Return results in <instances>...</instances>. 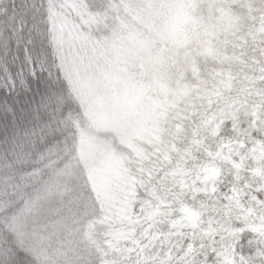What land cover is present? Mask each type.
<instances>
[{
	"label": "snow or ice",
	"instance_id": "1",
	"mask_svg": "<svg viewBox=\"0 0 264 264\" xmlns=\"http://www.w3.org/2000/svg\"><path fill=\"white\" fill-rule=\"evenodd\" d=\"M206 2L199 43L173 48L172 10L205 0H0V264H58L26 221L94 136L64 264H264V0L223 33L233 0Z\"/></svg>",
	"mask_w": 264,
	"mask_h": 264
},
{
	"label": "trees",
	"instance_id": "2",
	"mask_svg": "<svg viewBox=\"0 0 264 264\" xmlns=\"http://www.w3.org/2000/svg\"><path fill=\"white\" fill-rule=\"evenodd\" d=\"M251 2L252 0H244L243 6L232 7L236 22L231 23V28L235 26L241 32L249 31L252 20L248 19L246 9ZM255 47L250 43L246 49L240 51L246 52V57L259 56L260 53L254 50ZM211 67L212 64H205L202 58L201 70ZM231 70L236 73L247 71L238 61L231 64ZM93 139L102 142V145L105 143L100 136H94ZM81 163L84 165L83 159ZM85 176H88L85 165L83 168H75L72 174L65 178L66 187H61L60 194L42 200L26 221L29 229H34L46 237L49 250L57 255L58 264H64L65 256L78 257L84 252L80 239L81 225L77 221L83 214Z\"/></svg>",
	"mask_w": 264,
	"mask_h": 264
},
{
	"label": "rangeland",
	"instance_id": "3",
	"mask_svg": "<svg viewBox=\"0 0 264 264\" xmlns=\"http://www.w3.org/2000/svg\"><path fill=\"white\" fill-rule=\"evenodd\" d=\"M18 6L27 5L31 3V0H16ZM235 6H239L240 0H233ZM232 8L220 9L217 12L216 17L210 25V30L216 33H223L231 28V23L236 22V18L232 14ZM212 12L207 7V2L203 7H197L193 9H186L183 7H177L171 12V22L169 25V37L168 44L173 48H186L192 46L194 43H199L198 37L195 35L201 30V26L197 23L200 19L209 17ZM164 47V45H161ZM149 69H145L147 75ZM154 94H162L163 90L156 88L153 90ZM107 126L101 124L99 131L106 130ZM104 145V144H103ZM103 145L102 142H98L93 139L92 143L85 144L83 148L84 157L83 162L85 167L88 169L89 181H92L91 175H89L90 169L95 167L97 164H104L105 160L103 157Z\"/></svg>",
	"mask_w": 264,
	"mask_h": 264
}]
</instances>
